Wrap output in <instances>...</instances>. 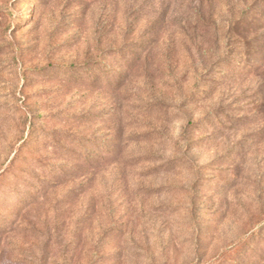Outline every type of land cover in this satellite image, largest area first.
Returning a JSON list of instances; mask_svg holds the SVG:
<instances>
[{"label":"rangeland","instance_id":"rangeland-1","mask_svg":"<svg viewBox=\"0 0 264 264\" xmlns=\"http://www.w3.org/2000/svg\"><path fill=\"white\" fill-rule=\"evenodd\" d=\"M0 264H264V0H0Z\"/></svg>","mask_w":264,"mask_h":264}]
</instances>
